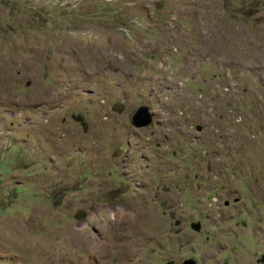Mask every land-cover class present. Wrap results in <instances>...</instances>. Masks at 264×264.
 I'll return each mask as SVG.
<instances>
[{"label": "rangeland", "instance_id": "rangeland-1", "mask_svg": "<svg viewBox=\"0 0 264 264\" xmlns=\"http://www.w3.org/2000/svg\"><path fill=\"white\" fill-rule=\"evenodd\" d=\"M263 253L264 0H0V264Z\"/></svg>", "mask_w": 264, "mask_h": 264}, {"label": "water", "instance_id": "water-1", "mask_svg": "<svg viewBox=\"0 0 264 264\" xmlns=\"http://www.w3.org/2000/svg\"><path fill=\"white\" fill-rule=\"evenodd\" d=\"M152 115L149 113L147 107H139L130 120V124L135 128H145L151 125ZM200 130V128H198ZM191 228L195 232L200 231V223H194L191 225ZM182 264H196L192 259L185 260Z\"/></svg>", "mask_w": 264, "mask_h": 264}, {"label": "flooded vegetation", "instance_id": "flooded-vegetation-1", "mask_svg": "<svg viewBox=\"0 0 264 264\" xmlns=\"http://www.w3.org/2000/svg\"><path fill=\"white\" fill-rule=\"evenodd\" d=\"M254 258H256L255 259L256 264H264V253L261 254L260 256H255Z\"/></svg>", "mask_w": 264, "mask_h": 264}]
</instances>
